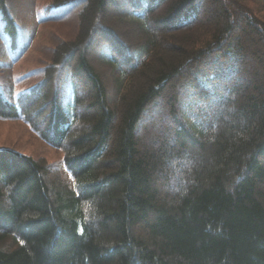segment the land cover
I'll use <instances>...</instances> for the list:
<instances>
[{"label": "trees", "instance_id": "16d2710c", "mask_svg": "<svg viewBox=\"0 0 264 264\" xmlns=\"http://www.w3.org/2000/svg\"><path fill=\"white\" fill-rule=\"evenodd\" d=\"M69 23L0 90L72 178L0 147V264H264V0H83Z\"/></svg>", "mask_w": 264, "mask_h": 264}, {"label": "rangeland", "instance_id": "374dc122", "mask_svg": "<svg viewBox=\"0 0 264 264\" xmlns=\"http://www.w3.org/2000/svg\"><path fill=\"white\" fill-rule=\"evenodd\" d=\"M49 1L0 0V90L7 99L17 101L18 93L40 78L50 47L71 35L70 23L83 3L75 0L64 4L62 10L61 6L49 10ZM5 15L12 19L14 33L6 25ZM0 147L41 158L51 170L61 172L65 184L72 181L60 148L45 142L22 117H0Z\"/></svg>", "mask_w": 264, "mask_h": 264}, {"label": "bare ground", "instance_id": "6f19581e", "mask_svg": "<svg viewBox=\"0 0 264 264\" xmlns=\"http://www.w3.org/2000/svg\"><path fill=\"white\" fill-rule=\"evenodd\" d=\"M26 107V106H25Z\"/></svg>", "mask_w": 264, "mask_h": 264}]
</instances>
